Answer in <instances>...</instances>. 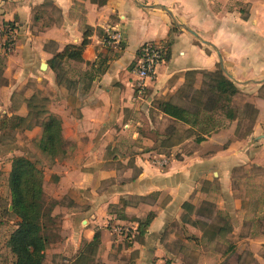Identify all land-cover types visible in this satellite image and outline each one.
<instances>
[{
  "label": "crops",
  "instance_id": "1",
  "mask_svg": "<svg viewBox=\"0 0 264 264\" xmlns=\"http://www.w3.org/2000/svg\"><path fill=\"white\" fill-rule=\"evenodd\" d=\"M8 23L17 34L0 82V243L18 221L5 230L12 162L26 156L45 163L44 196L58 203L43 231V264H264V218L250 222L242 202L232 200L235 169H264V0H0V42ZM87 28L93 36L85 63H65L71 88L59 85L49 62L67 46H80ZM117 32L122 42L107 43ZM146 44H161L168 57L139 95L135 69ZM98 55L110 59L103 75L86 65ZM221 62L237 96L256 111L249 133L236 137L237 118L199 145L187 138L167 153L151 146L142 136V128L153 124L150 114L172 121L153 102L175 103L187 73L214 72ZM202 84L198 74L195 88ZM41 95L47 111L41 120L53 115L62 121L66 154L53 161L20 139L35 138L36 144L40 126L13 131V139L1 126L6 117L28 118ZM225 139L230 143L220 146ZM191 142L196 148L185 153L182 146ZM212 179L221 185L233 232L211 241L193 229L182 238L174 226H190L182 222L183 205L207 200L210 189L202 184ZM150 213L155 218L146 235L137 237L139 222ZM114 225L131 233L115 234ZM224 237L230 246L222 254L209 250L195 258L186 252L189 241L211 245Z\"/></svg>",
  "mask_w": 264,
  "mask_h": 264
},
{
  "label": "trees",
  "instance_id": "2",
  "mask_svg": "<svg viewBox=\"0 0 264 264\" xmlns=\"http://www.w3.org/2000/svg\"><path fill=\"white\" fill-rule=\"evenodd\" d=\"M103 3L100 2V4ZM16 29V26L12 23L5 24L2 26L1 36L3 37L5 32ZM92 36L93 30L87 28L84 32L83 43L80 46H67L62 53L57 54L49 62L51 69L57 74L59 85L66 84L67 87L71 88L70 83L65 80L63 74L64 64L70 61L85 63L83 54L90 45ZM107 52L110 53L109 50ZM2 57L0 56V82H2V68L5 66L6 61V57ZM167 57L168 52H166L165 59ZM109 60L107 55H98V60L95 63H86V65L91 67L92 72L96 71L97 74L103 75L108 68ZM198 74H202L205 79H209L210 84L203 81L202 87L196 89L195 78ZM186 78L187 83L178 95L183 104L174 103L173 101H157L153 102V106L157 112L165 117L175 123L188 126L191 131H194V142L199 145L206 140L207 136L217 132L213 126L217 124L216 117L218 115H222L228 121H234L238 118L237 111L232 105L235 97L240 92L235 83L224 74L220 67L214 72H189L186 74ZM89 87L90 85L87 89ZM247 108L256 113L252 105L247 104ZM46 114L47 111H41L38 106H34L28 118L6 117L3 119L1 126L3 129L11 131L23 127L31 130L35 126H40L42 136L36 146L43 155L53 161L66 154V144L63 139L62 121L53 115H48L44 120H41ZM31 117L37 119L36 122H32ZM176 132L174 128L169 129L160 147L168 149L179 145L181 141L174 140ZM8 184L11 192L10 204L13 210L12 213H9L8 209L6 212L7 215H11V217L18 220L15 224L16 228L8 235L6 240V247L14 257V262L11 264H43L47 249V239L44 237L43 231L47 227L52 207L46 202L44 196L43 170L40 168V163L26 156L14 158ZM204 207L197 212L194 205L185 203L183 205L185 214L182 216V222L187 225L191 224L194 228H200L201 226L203 235L205 237L209 236L211 241L233 232V226L229 218H221L220 224L217 226H203L201 222H193L192 216L195 215V212L200 217H204L203 214L206 210L210 213L211 206L209 209ZM210 214L212 215V212ZM118 218L125 219L120 214ZM154 218L155 214L150 213L144 220L139 222L137 237L146 235ZM97 239L98 235L95 236L94 241L96 242Z\"/></svg>",
  "mask_w": 264,
  "mask_h": 264
},
{
  "label": "rangeland",
  "instance_id": "3",
  "mask_svg": "<svg viewBox=\"0 0 264 264\" xmlns=\"http://www.w3.org/2000/svg\"><path fill=\"white\" fill-rule=\"evenodd\" d=\"M113 56V52L111 54ZM115 55V54H114ZM3 58V57H2ZM3 69V68H2ZM1 70V65H0ZM77 71V69H73ZM203 81H206L207 84H210L209 79H205L203 77ZM192 94V93H191ZM45 100L43 96H39L36 101L33 102V106H38L41 111H45L46 105ZM175 103H182L183 101H180L179 98L175 100ZM233 108L237 111L238 118L241 120V127L239 129V132L237 133L236 137H244L246 136L249 131L251 130V125L253 120L255 119L256 113H253L252 110H249L247 108L246 99L243 95L236 96V98L233 101ZM151 120L153 122L152 126H147L142 128V136L146 137L147 139L151 140L152 143H150L151 146L154 148H157L161 146V143L166 138V132L170 129H176V137L174 138L175 141H181L184 142L187 138H195L194 131H191L188 126H185L181 123H175L172 121H168L165 119L160 118L159 114L152 113ZM32 122H35L37 119L34 117L30 118ZM217 124L214 127L216 131L223 129V127L226 125L227 122L224 119L222 115H218L216 117ZM140 122L142 125L144 124V119L141 117ZM7 136L9 138L13 139L15 137V132L8 130ZM22 141L26 142L29 147L35 151L36 144L34 142V139L26 138L22 139ZM225 143H222L220 146H225L227 143H230L231 139H225ZM28 141V142H27ZM196 144L187 143L182 146V149L185 153L193 150L196 148ZM34 148V149H33ZM37 150V149H36ZM160 150V149H159ZM163 150V149H162ZM165 153H167V150H163ZM37 161V160H36ZM40 161V162H39ZM40 163V168H43L45 166V163L41 160H38ZM50 164V163H49ZM47 166V165H46ZM213 180V179H212ZM204 188L210 189V195L208 196L207 200L201 201V199L197 202L196 208L197 212H199L200 209H202L204 206L205 209H209L210 207V213L212 212V215L209 213L208 210L204 211V217H200L196 215L197 212H195V215L192 216V220L201 222V224L204 226H217L220 224V219H230L229 213L227 211L222 210L224 207V200L221 195V185L219 182H217L215 179L211 183H205L202 184ZM233 197L232 200L241 201L242 205L244 207V213L243 215L247 220H250V222H253L256 220L257 217L264 218V169L259 168L256 166L248 165L243 168L235 169L233 172ZM152 198L147 199V201H151ZM46 202L52 207L53 205L56 206V202H53L52 200L46 199ZM185 214V211H183L182 216ZM4 222H5V230L9 231L11 230V223H15V217H11V215L4 216ZM50 223L47 221V224ZM50 224H48L49 226ZM13 226H15L13 224ZM174 232H176L179 236L182 238L184 236L193 235V232H195L193 229H196L197 231L202 232V227L200 228H194L191 224L189 227H184L178 225L177 227L174 226ZM192 228V229H191ZM251 228H249V232ZM205 230V229H204ZM218 239L216 242H214L211 245H208L206 241L203 240V243H197L196 241H189V245H186V252L190 253V257L193 255L195 258L199 254H203V252H208L209 250L213 252H218L220 254L224 253L229 248V242L225 239ZM185 243V242H184ZM183 243V244H184ZM192 254V255H191ZM250 261L249 258H247V262ZM14 262V257L10 253L9 249L6 247V240L2 243H0V264H11Z\"/></svg>",
  "mask_w": 264,
  "mask_h": 264
},
{
  "label": "built area",
  "instance_id": "4",
  "mask_svg": "<svg viewBox=\"0 0 264 264\" xmlns=\"http://www.w3.org/2000/svg\"><path fill=\"white\" fill-rule=\"evenodd\" d=\"M16 30L5 32L3 42H0V56L7 57L14 49L16 43ZM123 40L122 32H117L107 43L120 44ZM167 49L161 44H146L139 51L137 64L135 69L136 75V90L139 95H143L147 83L153 80L156 75V70L160 64L165 61ZM112 231L115 234H130L131 229L126 226L114 225Z\"/></svg>",
  "mask_w": 264,
  "mask_h": 264
},
{
  "label": "water",
  "instance_id": "5",
  "mask_svg": "<svg viewBox=\"0 0 264 264\" xmlns=\"http://www.w3.org/2000/svg\"><path fill=\"white\" fill-rule=\"evenodd\" d=\"M46 66V65H45ZM221 69L223 70L224 74L230 79L231 76L230 74H228V72L226 71L224 65H223V62H221ZM10 210L12 211L13 210V207H10Z\"/></svg>",
  "mask_w": 264,
  "mask_h": 264
}]
</instances>
